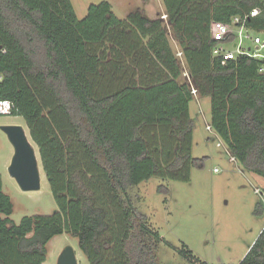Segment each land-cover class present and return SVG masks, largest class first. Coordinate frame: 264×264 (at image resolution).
Masks as SVG:
<instances>
[{
  "label": "trees",
  "instance_id": "obj_1",
  "mask_svg": "<svg viewBox=\"0 0 264 264\" xmlns=\"http://www.w3.org/2000/svg\"><path fill=\"white\" fill-rule=\"evenodd\" d=\"M163 2L166 21L139 10L119 18L106 0L81 19L70 0H0V99L25 121L57 206L15 223L0 174V264H42L62 233L77 238L88 264H159L162 241L205 264L163 239L129 195L151 176L187 180L202 167L191 155L193 99H210V129L264 178L262 61L213 57L210 28L258 6L246 25L264 33V0ZM249 246L239 264H264V225Z\"/></svg>",
  "mask_w": 264,
  "mask_h": 264
},
{
  "label": "rangeland",
  "instance_id": "obj_2",
  "mask_svg": "<svg viewBox=\"0 0 264 264\" xmlns=\"http://www.w3.org/2000/svg\"><path fill=\"white\" fill-rule=\"evenodd\" d=\"M76 17L85 16L90 4L103 0H70ZM114 14L125 18L139 10L149 18L166 21L163 0H106ZM166 25V22H165ZM171 47L179 55L180 48L168 27ZM260 36L264 39V33ZM230 47V46H229ZM185 67V65L183 64ZM179 79L189 81L184 68ZM190 114L194 120L191 155L202 162L193 165L187 180L151 176L129 188V195L138 212L145 214L148 225L173 246L182 245L205 264H239L264 225L263 211L255 214L260 197L254 189L264 186V178L242 168L225 142L210 128V99H193ZM0 123L21 124L35 148L40 169V188L24 191L7 173L10 152L0 141V174L2 189L9 195L13 209L9 217L18 223L26 215H48L57 206L42 171L38 148L19 115H0ZM1 133V132H0ZM217 168V171H214ZM66 245L75 251L78 264H88L75 236L62 233L46 244V259L42 264H55ZM159 264H191L162 241L156 250Z\"/></svg>",
  "mask_w": 264,
  "mask_h": 264
},
{
  "label": "built area",
  "instance_id": "obj_3",
  "mask_svg": "<svg viewBox=\"0 0 264 264\" xmlns=\"http://www.w3.org/2000/svg\"><path fill=\"white\" fill-rule=\"evenodd\" d=\"M260 10L258 6L253 7L244 15L233 16L230 23L213 21L210 25L211 37L215 41L211 50L213 57L224 63L238 56L247 55L262 61L258 71L264 74V39L260 36L262 32H257L246 25L247 18L258 15ZM11 108L12 103L9 100L0 99V115H10ZM231 159L235 158L231 156ZM214 171H217V168H214ZM254 191L263 198V191L260 188Z\"/></svg>",
  "mask_w": 264,
  "mask_h": 264
},
{
  "label": "water",
  "instance_id": "obj_4",
  "mask_svg": "<svg viewBox=\"0 0 264 264\" xmlns=\"http://www.w3.org/2000/svg\"><path fill=\"white\" fill-rule=\"evenodd\" d=\"M7 133L14 147V153L7 173L24 191L40 188V169L35 148L27 138L21 124H5L1 126ZM55 264H78L75 251L71 245H66L58 255Z\"/></svg>",
  "mask_w": 264,
  "mask_h": 264
},
{
  "label": "flooded vegetation",
  "instance_id": "obj_5",
  "mask_svg": "<svg viewBox=\"0 0 264 264\" xmlns=\"http://www.w3.org/2000/svg\"><path fill=\"white\" fill-rule=\"evenodd\" d=\"M8 116H10V115H8ZM5 124H14V123H0V132H1L0 133V141L3 142L4 146L6 145V147H8V149H9V152H10V156L8 158V165H9L11 158L13 156V153H14V147H13L12 143L9 141L7 133L1 127L2 125H5Z\"/></svg>",
  "mask_w": 264,
  "mask_h": 264
}]
</instances>
